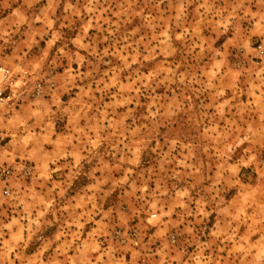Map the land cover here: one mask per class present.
<instances>
[{"label":"rangeland","instance_id":"obj_1","mask_svg":"<svg viewBox=\"0 0 264 264\" xmlns=\"http://www.w3.org/2000/svg\"><path fill=\"white\" fill-rule=\"evenodd\" d=\"M0 65V264H264V0H0Z\"/></svg>","mask_w":264,"mask_h":264},{"label":"built area","instance_id":"obj_2","mask_svg":"<svg viewBox=\"0 0 264 264\" xmlns=\"http://www.w3.org/2000/svg\"><path fill=\"white\" fill-rule=\"evenodd\" d=\"M260 48V47H259ZM46 84L49 88H53L55 85V75L51 73L49 77H45ZM16 77L12 70L8 67L0 65V112L6 108L8 103L12 100L14 95V86L16 85ZM45 83H38L36 86L37 93H42ZM22 171L26 175L30 174L32 169L30 167H23ZM13 174V169L10 167H3L0 169V181L3 182L2 193L8 194L9 190L6 185L8 178Z\"/></svg>","mask_w":264,"mask_h":264},{"label":"bare ground","instance_id":"obj_3","mask_svg":"<svg viewBox=\"0 0 264 264\" xmlns=\"http://www.w3.org/2000/svg\"><path fill=\"white\" fill-rule=\"evenodd\" d=\"M9 103H10V102H9ZM9 103H8V104H9ZM7 106H8V105H7ZM7 106H6V107H7ZM4 110H5V109H3V110L0 112V115L3 113ZM8 167H9V166H8ZM2 168H3V167H2ZM2 187H3V186H2ZM1 191H2V188H1Z\"/></svg>","mask_w":264,"mask_h":264}]
</instances>
